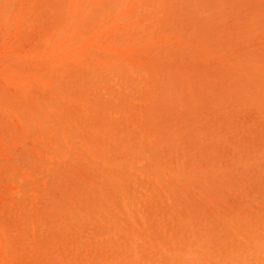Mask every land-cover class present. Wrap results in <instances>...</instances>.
<instances>
[{
    "label": "rangeland",
    "instance_id": "rangeland-1",
    "mask_svg": "<svg viewBox=\"0 0 264 264\" xmlns=\"http://www.w3.org/2000/svg\"><path fill=\"white\" fill-rule=\"evenodd\" d=\"M0 264H264V0H0Z\"/></svg>",
    "mask_w": 264,
    "mask_h": 264
},
{
    "label": "bare ground",
    "instance_id": "bare-ground-1",
    "mask_svg": "<svg viewBox=\"0 0 264 264\" xmlns=\"http://www.w3.org/2000/svg\"><path fill=\"white\" fill-rule=\"evenodd\" d=\"M74 48V47H73ZM39 53V52H38ZM47 53V52H46ZM61 56V55H60ZM57 57H58V55H57ZM130 59V58H129ZM63 64H66V63H63ZM73 105V104H72ZM160 171V170H159ZM156 177V176H155ZM132 183V182H131ZM119 191H120V189H119ZM122 193V192H121ZM148 199V198H147ZM112 204V203H111ZM140 210V209H139ZM7 230V229H6ZM32 232V231H31ZM132 249V248H131ZM134 250V249H133ZM132 258V257H131ZM10 262H11V260H10ZM67 263V262H66ZM241 263V262H240Z\"/></svg>",
    "mask_w": 264,
    "mask_h": 264
}]
</instances>
